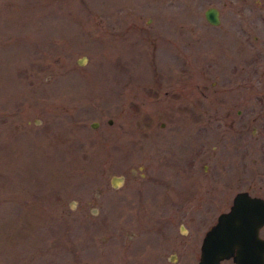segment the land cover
Instances as JSON below:
<instances>
[{
    "label": "rangeland",
    "instance_id": "374dc122",
    "mask_svg": "<svg viewBox=\"0 0 264 264\" xmlns=\"http://www.w3.org/2000/svg\"><path fill=\"white\" fill-rule=\"evenodd\" d=\"M263 47L264 0H0V264H161L264 197Z\"/></svg>",
    "mask_w": 264,
    "mask_h": 264
},
{
    "label": "water",
    "instance_id": "95a60500",
    "mask_svg": "<svg viewBox=\"0 0 264 264\" xmlns=\"http://www.w3.org/2000/svg\"><path fill=\"white\" fill-rule=\"evenodd\" d=\"M205 21L211 25L220 22L219 10L209 5L203 10ZM264 58V51L262 54ZM110 122V119H108ZM95 121L90 123L94 126ZM120 180V176H114ZM264 224V198L251 195L246 190L237 191L227 210L218 213L215 223L205 233L200 247L197 264H218L223 256L236 254H256V263L264 264V239L258 236V229ZM237 264L243 261L236 260Z\"/></svg>",
    "mask_w": 264,
    "mask_h": 264
},
{
    "label": "flooded vegetation",
    "instance_id": "af4514ba",
    "mask_svg": "<svg viewBox=\"0 0 264 264\" xmlns=\"http://www.w3.org/2000/svg\"><path fill=\"white\" fill-rule=\"evenodd\" d=\"M263 51H264V47H263V50H262V53H261V58L264 61V58L262 56ZM110 122H111V119H110ZM215 133L217 134L218 132H215ZM215 133L212 132L210 134L209 133H207V134L214 135L215 136ZM195 134H196V132H195ZM222 134L223 133L221 132L220 135H222ZM201 135L199 134V139H202V136ZM217 138L220 139L222 142L220 143L217 140H215L216 141L215 143H214V141L212 143L210 142L211 143L210 145H211V147L213 149V152L214 151L216 152V147H219V148H221V147H224L225 148L226 147V143L223 142V140H222L223 139V136L222 137H217ZM196 140L197 139L194 138L192 141H190V148L194 149V147H195L196 144H197V146H200L201 144L207 145L209 143V142H203V141H205L203 139H202L203 141H201L200 143H198V142L196 143ZM262 146H264V143L262 144ZM121 178L122 177L120 176V180H121ZM113 179H116V178H113ZM116 180H118V179H116ZM211 190H214L217 193L218 192L219 193L220 192H222V193L224 192V190H222V189L221 190L220 189H216L214 187H212ZM238 191H241V190H238ZM251 195H255V194H251ZM257 196H260V195H257ZM260 197H262V196H260ZM262 198H264V197H262ZM229 205H228V207H229ZM223 211H225V210H223ZM220 212H222V211H220ZM214 223H215V221L212 222V223H210V224H208L205 228H199V227H197V228H184L183 225L179 224V227H178L179 233L181 235H186V236L189 237L188 240H187V242L183 244L184 249L186 250V252L176 253L174 250H172L173 253L170 255V259H163V260L159 259V261L162 262L161 264H187L188 262H191V263L194 262L193 264H197L198 261H199V258H200V247H201L202 239H203L206 231L211 226H213ZM257 233H258V236L260 238H263L264 239V224L259 227ZM172 241H173V243H176L174 246H176L177 250L178 249H182L181 248L182 247V245H181L182 244L181 239L178 238L176 240V237L174 236L173 239H172ZM258 258H260V257H258V255H256V254H236L235 253V250H233V252H231V253L223 256L222 258H220L218 260V264H237V262H236L237 259L238 260H241V261L244 260V262H242L240 264H258V263H256L257 260H258ZM165 260H167V263H164Z\"/></svg>",
    "mask_w": 264,
    "mask_h": 264
}]
</instances>
